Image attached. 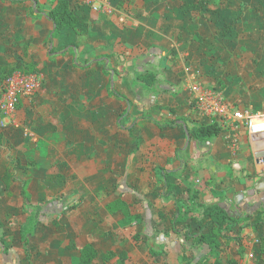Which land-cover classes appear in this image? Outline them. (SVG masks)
<instances>
[{
    "label": "crops",
    "instance_id": "1",
    "mask_svg": "<svg viewBox=\"0 0 264 264\" xmlns=\"http://www.w3.org/2000/svg\"><path fill=\"white\" fill-rule=\"evenodd\" d=\"M196 1L72 0L78 31L55 34L56 0H0V66L41 76L35 97L0 113V264H81L83 245L97 253L89 264L107 252L113 264H184L198 253L185 235L211 204L241 216L223 260L264 263V208L251 211L264 192L244 193L264 178V135L192 103L200 85L264 117V0H202L193 17ZM151 69L166 91L142 90ZM212 122L210 141L189 135ZM115 200L126 212L108 209Z\"/></svg>",
    "mask_w": 264,
    "mask_h": 264
},
{
    "label": "trees",
    "instance_id": "2",
    "mask_svg": "<svg viewBox=\"0 0 264 264\" xmlns=\"http://www.w3.org/2000/svg\"><path fill=\"white\" fill-rule=\"evenodd\" d=\"M204 3L202 0H197L196 2H187L185 6L189 10L193 17L197 14L204 13ZM48 18L53 22L55 26V34L59 33L64 29L77 30V19L72 12V0H56L55 5L50 9L47 14ZM53 59V57H50ZM22 73H35L36 70L33 68L32 64H25L21 60H16L12 64L5 66H0V85L4 84L7 77L12 75L14 72ZM160 74L156 70L144 71L141 76H139L141 81V88L145 91L156 92V91H166L159 85ZM23 98L19 99V102ZM19 102L16 106V110L19 107ZM221 131V126L217 122H212L209 124H196L191 129L188 130L189 135H191L197 141H210L212 138L219 135ZM2 144V134L0 132V145ZM189 198L193 199L198 195V189L196 187H188ZM167 192L171 190L167 189ZM108 209L110 211L122 210L126 212V205L120 200H115L111 204H108ZM187 212V211H186ZM259 212H257V215ZM204 215L207 220L201 224L196 222V218H193L192 221L197 224V231L194 233L185 235V242L190 243L191 248H195L198 253H201L202 250H206L203 255L200 257L194 256L190 251L185 252L182 255V261L184 264H236V258H231L229 260H223L221 251V239L229 240L224 231L228 226L233 227L239 223L241 216L229 215L224 209L219 207L217 204H211L204 208ZM26 233H30V228L28 226L23 227L21 230L22 240L26 242ZM239 235V234H237ZM232 236L235 241H239L240 236ZM236 242V243H237ZM242 247L238 248V254L242 252ZM261 252L264 253V242L261 241ZM80 252V263L89 264L93 262L97 253L91 245H83L79 248ZM114 257L113 252L105 253L101 258V264H113L111 259ZM125 261V257H123ZM116 264H126L124 262L118 261Z\"/></svg>",
    "mask_w": 264,
    "mask_h": 264
},
{
    "label": "built area",
    "instance_id": "3",
    "mask_svg": "<svg viewBox=\"0 0 264 264\" xmlns=\"http://www.w3.org/2000/svg\"><path fill=\"white\" fill-rule=\"evenodd\" d=\"M40 85L41 76L38 73L14 72L6 78L4 84L0 85V113L5 117L15 114L19 99L35 97ZM192 100L194 108L200 114H219L227 118L231 113L234 122H237L232 124L233 128H236L239 123L246 126L251 136L264 134V117L256 116L250 110L230 111V108L218 91L206 90L200 85H195Z\"/></svg>",
    "mask_w": 264,
    "mask_h": 264
},
{
    "label": "water",
    "instance_id": "4",
    "mask_svg": "<svg viewBox=\"0 0 264 264\" xmlns=\"http://www.w3.org/2000/svg\"><path fill=\"white\" fill-rule=\"evenodd\" d=\"M264 134L260 135H253V137H258ZM233 167L236 170H240V164L234 163ZM255 186L253 187V190H247L244 193H246V196L254 197L258 192H264V178L261 177H255L254 178ZM243 197V194H239L238 197L235 198V202H238V198ZM258 208H264V193L263 196L258 198V202L255 204V206L251 207V211H255Z\"/></svg>",
    "mask_w": 264,
    "mask_h": 264
},
{
    "label": "rangeland",
    "instance_id": "5",
    "mask_svg": "<svg viewBox=\"0 0 264 264\" xmlns=\"http://www.w3.org/2000/svg\"><path fill=\"white\" fill-rule=\"evenodd\" d=\"M196 113H197V111H196ZM196 113H195V114H196ZM205 120H206V119H204L203 121H205ZM205 122L208 123L209 121L206 120ZM257 233L262 234V228H259ZM205 251H206V250H205ZM205 251L202 250L201 254H204ZM197 256L199 257V256H200V253H197Z\"/></svg>",
    "mask_w": 264,
    "mask_h": 264
}]
</instances>
